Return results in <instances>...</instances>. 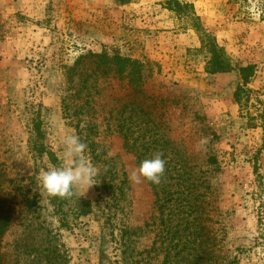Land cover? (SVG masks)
<instances>
[{"label":"rangeland","instance_id":"obj_1","mask_svg":"<svg viewBox=\"0 0 264 264\" xmlns=\"http://www.w3.org/2000/svg\"><path fill=\"white\" fill-rule=\"evenodd\" d=\"M179 1L233 71H205L198 33L163 0H0V264H264V134L250 120L264 109V0ZM103 52L139 63L138 79L106 71ZM37 114L59 167L75 134L98 171L58 213L37 180L52 166L28 145ZM158 150L162 183L132 182Z\"/></svg>","mask_w":264,"mask_h":264},{"label":"trees","instance_id":"obj_2","mask_svg":"<svg viewBox=\"0 0 264 264\" xmlns=\"http://www.w3.org/2000/svg\"><path fill=\"white\" fill-rule=\"evenodd\" d=\"M120 5L129 4L135 0H112ZM163 7L169 12L175 13L191 27L199 35V41L201 44V49L207 55V61L205 66V71L209 74H224L229 73L234 70L232 65L227 60L223 48L219 47L216 43L215 38L208 34L200 24L199 18L196 16L194 8L189 3H183L179 0H163ZM99 61V65L104 67L106 71H113L116 75H123L127 72L129 77V83L135 82L138 79L139 74V63L132 61L127 58L120 57L118 55L109 56L105 52L99 55H93ZM235 70L238 72V83L234 91V100L241 110L246 109L247 104L250 100V90L247 89V85L250 80L255 76V66L246 65L243 67H238ZM38 114L32 119V125L30 128V138H29V148L38 156H44L48 163L53 167H59L56 156L44 145V133L41 128L42 122L38 118ZM252 122L258 120L259 127L264 134V109L257 111L256 115L250 117ZM249 120V121H250ZM252 128L256 127L253 123ZM49 197V196H48ZM76 201L75 196L70 199H61L59 197H49L48 202L54 207V212L58 213L63 206L68 205L70 202ZM27 209H32V206L36 204L35 198L26 200ZM60 215V213H59ZM0 230L3 231V226H0ZM195 243H193L194 246ZM201 242L197 245L200 246ZM178 247V246H177ZM196 246L192 251L196 250ZM206 251V249H204ZM204 251V252H205ZM202 259L198 255L195 256L193 260ZM168 260V259H167ZM208 260V259H207Z\"/></svg>","mask_w":264,"mask_h":264},{"label":"clouds","instance_id":"obj_3","mask_svg":"<svg viewBox=\"0 0 264 264\" xmlns=\"http://www.w3.org/2000/svg\"><path fill=\"white\" fill-rule=\"evenodd\" d=\"M65 157L68 163L61 167H51L41 170L37 180L42 195L70 199L76 195V189L80 187L90 188L96 183L98 171L85 153L88 145L80 136L68 134L63 137ZM208 143L207 138L199 141L202 148ZM162 151H156L150 158L142 160L139 166L131 173L130 179L136 184L144 181L154 185H160L166 171L167 161L163 158Z\"/></svg>","mask_w":264,"mask_h":264}]
</instances>
